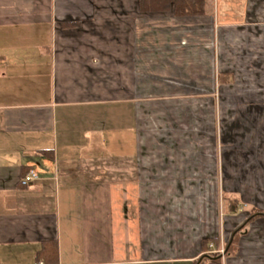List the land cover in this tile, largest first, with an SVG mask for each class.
Masks as SVG:
<instances>
[{
	"label": "crops",
	"instance_id": "obj_1",
	"mask_svg": "<svg viewBox=\"0 0 264 264\" xmlns=\"http://www.w3.org/2000/svg\"><path fill=\"white\" fill-rule=\"evenodd\" d=\"M194 260L264 264V0H0V264Z\"/></svg>",
	"mask_w": 264,
	"mask_h": 264
},
{
	"label": "trees",
	"instance_id": "obj_2",
	"mask_svg": "<svg viewBox=\"0 0 264 264\" xmlns=\"http://www.w3.org/2000/svg\"><path fill=\"white\" fill-rule=\"evenodd\" d=\"M170 2H173L174 10L180 14H203L212 10V0H139V7L144 10H152V9H163L169 5ZM238 232V228L234 230L232 240L230 241L228 248H232V242L237 238L236 233ZM51 246V248L49 247ZM53 251L55 252L54 244L49 242H44L42 249L39 251L42 254L45 251ZM196 260L191 261L186 264H196Z\"/></svg>",
	"mask_w": 264,
	"mask_h": 264
},
{
	"label": "built area",
	"instance_id": "obj_3",
	"mask_svg": "<svg viewBox=\"0 0 264 264\" xmlns=\"http://www.w3.org/2000/svg\"><path fill=\"white\" fill-rule=\"evenodd\" d=\"M38 178L37 171L35 168H30L20 179V184L21 185H27L30 182L34 181L35 179ZM222 252L223 249H220Z\"/></svg>",
	"mask_w": 264,
	"mask_h": 264
}]
</instances>
